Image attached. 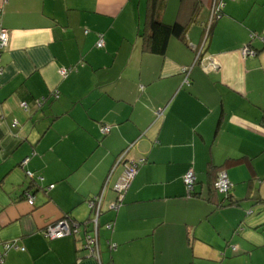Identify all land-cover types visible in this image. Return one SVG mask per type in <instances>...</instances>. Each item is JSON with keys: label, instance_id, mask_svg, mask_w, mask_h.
Segmentation results:
<instances>
[{"label": "crops", "instance_id": "1", "mask_svg": "<svg viewBox=\"0 0 264 264\" xmlns=\"http://www.w3.org/2000/svg\"><path fill=\"white\" fill-rule=\"evenodd\" d=\"M213 1L0 0V250L25 247L1 264H264V0H227L211 23ZM155 18L184 26L164 53L150 49ZM127 148L145 162L111 211ZM222 168L228 193L211 189ZM108 177L100 257L82 232L44 235L86 222Z\"/></svg>", "mask_w": 264, "mask_h": 264}, {"label": "built area", "instance_id": "2", "mask_svg": "<svg viewBox=\"0 0 264 264\" xmlns=\"http://www.w3.org/2000/svg\"><path fill=\"white\" fill-rule=\"evenodd\" d=\"M227 0H214L213 1V6L211 8V23L221 15L222 10L225 7ZM211 23L209 26H211ZM209 29L207 30L208 33ZM10 41V31L8 28L2 26L0 24V53L5 49V47L9 44ZM105 44V39L103 35H100L99 40L97 41V46L98 47H103ZM204 51V47L202 46L200 50L197 53L196 60L202 56ZM243 53L245 54H254L255 51L252 50L250 47H246L243 50ZM209 60H212L209 58ZM76 70V67L74 66H69V67H63L60 69V74L62 76L68 75L70 72ZM183 84L189 85L190 84V79H189V68L184 69V80ZM56 97L58 96L57 94L55 95ZM43 100H38V103H42ZM25 108H27V104L24 105ZM164 113L163 109H158L156 112L157 117L162 116ZM111 130V127L109 125L103 126L102 132L104 134L109 133ZM130 148H127L123 151L121 155L116 160L115 166L112 169V172L114 169L119 165L123 164L124 170L121 174L120 179L114 184L113 189L117 192V198L115 201L111 202L109 204V209L117 211L118 208L121 206L124 194L131 182V180L134 178L135 174L138 172V169L142 163H144L145 159L141 158L138 160L135 159H130L127 157V154L129 152ZM27 159L23 161V165L26 163ZM111 172V173H112ZM26 175L29 178L34 177V173L31 170H26ZM108 179L105 182V185L103 189L95 196H93L92 199H88L89 206L92 209V214L90 218L86 222H78V221H73L70 218H61L49 225L46 226L44 230V235L48 238H61L64 237L68 234H77L79 233L81 229V225L84 226L85 228V238L86 242L84 247L88 249V251L91 254H94L96 257H100V244H99V229L101 225L100 217L104 212V200H105V192L106 188L108 186ZM196 180V173L193 169H190L187 174L185 175V183L187 184V191L190 193L194 189V183ZM233 184L228 178L227 173L223 170L218 173V179L215 182V188L223 193H228ZM54 187V184L50 185V188ZM27 195V201L29 204L33 205L35 202V196L29 192L28 190L26 191ZM113 221L109 220L105 222L104 226L108 229L113 228ZM92 228L94 231V234L89 233L88 229ZM110 249L116 248L117 244L114 242H111L110 240L108 241ZM12 248H21L24 250V247H20L16 241L8 242L5 243L4 245V251H0V263H2L5 259V255L9 249ZM110 264V263H109ZM112 264V263H111Z\"/></svg>", "mask_w": 264, "mask_h": 264}, {"label": "trees", "instance_id": "3", "mask_svg": "<svg viewBox=\"0 0 264 264\" xmlns=\"http://www.w3.org/2000/svg\"><path fill=\"white\" fill-rule=\"evenodd\" d=\"M153 1V3H152V5H151V8L152 9H154L155 8V6H156V3H157V0H152ZM151 28H152V37H151V40H150V49L152 50V51H154V52H159V53H164L165 52V50H166V48H167V44H168V40H169V38L172 36V35H177V36H182L183 35V31H184V26L182 25V24H180V23H174V24H166V23H164V22H162V21H160V20H157V18H155L154 20H152V22H151ZM96 45H97V43H96ZM98 47V46H97ZM99 48H101V47H99ZM196 57H197V55H196ZM200 60H201V56L197 59V60H195V62H200ZM161 117V116H160ZM111 131V130H110ZM107 134V133H106ZM122 154V153H121ZM120 154V155H121ZM145 162V161H144ZM143 164V163H142ZM141 164V165H142ZM121 165H123V164H121ZM140 165V166H141ZM114 166H115V164H114ZM113 166V167H114ZM113 169V168H112ZM190 170V169H189ZM188 170V171H189ZM224 169L222 168V169H219V171L217 172V175H216V178L212 181V184H211V189H213V190H215V191H218L216 188H215V182H216V180L218 179V173L220 172V171H223ZM188 171H186V173L184 174V176H183V182H184V184H185V189H186V196L187 197H192V196H197V193H196V182H197V175H196V180H195V183H194V189L192 190V191H190V193H188V191H187V184L185 183V175L187 174V172ZM196 173V172H195ZM27 176V175H26ZM28 179H30L31 181H35L36 183H37V181L38 180H41V177L40 176H35L34 175V177L33 178H29V177H27ZM49 188H50V185H49ZM218 192H220V191H218ZM117 193V192H116ZM223 193V192H222ZM118 195V194H117ZM94 196V195H93ZM93 196H91L89 199H92L93 198ZM104 204H105V202H104ZM103 204V206H104V210H105V205ZM89 209H90V216H91V214H92V209H91V207L89 206ZM107 209L108 210H110L109 209V205H108V207H107ZM111 211H114V210H111ZM66 218H70L69 216H65ZM64 217V218H65ZM90 218V217H89ZM72 220V219H71ZM100 221H101V217H100ZM111 221V220H110ZM113 221V220H112ZM84 222V221H83ZM107 222V221H106ZM102 223V222H101ZM113 223H114V221H113ZM105 224V223H104ZM104 224H101L100 225V229H99V240H100V230H101V228H104V229H107V230H113V228H114V224H113V228L112 229H108V228H106L105 226H104ZM88 231H89V233H91V234H94V231L92 230V228H91V226H90V228L88 229ZM80 232H82L81 233V236H82V238H83V245H82V247L85 249V250H88V249H86L85 247H84V245H85V240H86V236H85V228H84V226L83 225H81V229H80V231H79V233ZM83 234V235H82ZM62 238V237H61ZM110 239H108V241H109ZM108 241H107V243H108ZM111 241V240H110ZM112 242V241H111ZM100 244V243H99ZM5 245V244H4ZM20 246V245H19ZM20 247H24V246H20ZM25 248V247H24ZM17 249H20V250H22L21 248H17ZM10 250V249H9ZM8 250V251H9ZM25 250V249H24ZM24 250H22V251H24ZM0 251H4V247H3V249H1ZM7 254V253H6ZM1 264V263H0Z\"/></svg>", "mask_w": 264, "mask_h": 264}]
</instances>
